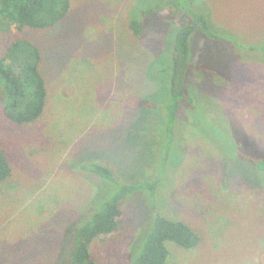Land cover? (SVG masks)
I'll return each instance as SVG.
<instances>
[{
	"label": "rangeland",
	"instance_id": "374dc122",
	"mask_svg": "<svg viewBox=\"0 0 264 264\" xmlns=\"http://www.w3.org/2000/svg\"><path fill=\"white\" fill-rule=\"evenodd\" d=\"M179 1L207 11L220 38L191 36L195 98L173 129L165 67L174 26L189 20L176 0H71L53 27L0 29V57L17 37L39 46L49 93L27 124L9 119L0 98L13 166L0 182V264H66L105 198L146 181L156 190L124 197L118 231L91 242L95 264H134L156 214L201 237L190 248L170 241L165 264H264V170L254 161L264 158V0ZM134 6H154L139 36ZM95 164L113 171L114 189Z\"/></svg>",
	"mask_w": 264,
	"mask_h": 264
},
{
	"label": "trees",
	"instance_id": "16d2710c",
	"mask_svg": "<svg viewBox=\"0 0 264 264\" xmlns=\"http://www.w3.org/2000/svg\"><path fill=\"white\" fill-rule=\"evenodd\" d=\"M188 5L180 4V1L177 3L176 0V10H181L189 20L175 25L176 30L171 36L172 63H168L165 67L170 70L167 129L174 128L180 105L191 103L195 98L189 80L193 70L190 61L191 36L199 32L211 38H220L211 15L207 11ZM70 7L71 0H0V29L15 32L26 26L53 27L68 15ZM136 7L134 6L131 12L129 26L133 34L139 36L144 25L142 19L153 11L154 6L138 8L137 11ZM41 61L42 53L39 46L22 37L15 38L0 57L2 110L9 119L18 124L34 122L46 110L49 93L46 78L40 70ZM163 131L164 135H162ZM161 135L167 143L166 130L161 129ZM163 156H169V152L165 150ZM254 161L259 169L264 170V158H256ZM91 171L96 179L105 178L110 186L115 188L114 173L109 167L95 164L91 167ZM12 174V163L6 150L0 145V182L10 178ZM156 186V181L118 185L114 193L105 198L104 205L92 219L78 228V240L66 264H95L90 252V244L96 238L118 231L122 217L120 201L135 191L150 190L153 193ZM149 229L148 226L147 232L150 231ZM145 236L142 249L134 264H165L170 256L168 245L170 241L190 248L198 245L201 239L185 221L171 219L161 214L154 216L151 231Z\"/></svg>",
	"mask_w": 264,
	"mask_h": 264
}]
</instances>
